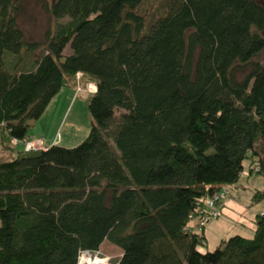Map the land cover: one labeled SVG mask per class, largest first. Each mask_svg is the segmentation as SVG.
Wrapping results in <instances>:
<instances>
[{
	"label": "trees",
	"instance_id": "16d2710c",
	"mask_svg": "<svg viewBox=\"0 0 264 264\" xmlns=\"http://www.w3.org/2000/svg\"><path fill=\"white\" fill-rule=\"evenodd\" d=\"M23 1L0 0V264H77L104 241L115 264H264V207L213 250L195 224L213 194L264 176V4L164 0L146 23L143 0H44L55 25L33 56ZM86 81L80 143L10 144Z\"/></svg>",
	"mask_w": 264,
	"mask_h": 264
},
{
	"label": "rangeland",
	"instance_id": "374dc122",
	"mask_svg": "<svg viewBox=\"0 0 264 264\" xmlns=\"http://www.w3.org/2000/svg\"><path fill=\"white\" fill-rule=\"evenodd\" d=\"M43 1L24 0V12L19 17L20 25L28 40L40 44L33 52V56H37L42 49L45 32L51 33L55 25V20L43 7ZM258 1L264 4V0ZM163 3L164 0H143L137 12L148 23L163 13ZM66 50L68 51V47H65L63 52L65 53ZM79 77L77 76L76 79L79 80ZM94 88L92 81L77 83L75 93L72 88L62 87L60 92L52 97L40 118L29 128L27 136H41L46 140V144L57 143L67 147L80 143L90 130L92 118L87 107V97ZM9 142L15 148H21L23 143L12 138ZM1 144L0 160H5L9 157V152L3 151ZM254 189L264 191V176L255 172L248 177H240L236 186H228L226 206L221 208L218 217L210 219L204 225L206 246L201 247V251L213 250L222 239L236 233L243 236L252 235L249 220L253 221L255 218L256 214L253 211L264 207V199L251 205ZM94 254L106 258L110 264H115V261L121 257L122 251L119 247L104 241Z\"/></svg>",
	"mask_w": 264,
	"mask_h": 264
},
{
	"label": "built area",
	"instance_id": "2783aa9c",
	"mask_svg": "<svg viewBox=\"0 0 264 264\" xmlns=\"http://www.w3.org/2000/svg\"><path fill=\"white\" fill-rule=\"evenodd\" d=\"M77 76H80V73H77ZM95 90V88L93 89ZM92 90V91H93ZM17 141V140H16ZM22 150L23 151H29V150H35V149H42L45 148L46 144L42 137H36L33 139H23L22 140ZM227 190H220L212 195L209 199L206 201V209H200V211L195 216V224L196 225H204L207 223L210 219L216 218L220 215V207L223 204L224 200L227 198ZM95 252H92L90 250H82L80 251L77 259V264H83L84 258H89L91 260L94 259H101L106 264H110L106 258H100L97 257Z\"/></svg>",
	"mask_w": 264,
	"mask_h": 264
},
{
	"label": "crops",
	"instance_id": "0c3cea01",
	"mask_svg": "<svg viewBox=\"0 0 264 264\" xmlns=\"http://www.w3.org/2000/svg\"><path fill=\"white\" fill-rule=\"evenodd\" d=\"M66 87H68V86H66ZM69 88H72V90H73V93H75L76 92V90H75V88L74 87H70L69 86ZM62 89V88H61ZM60 89V90H61ZM60 92V91H59ZM34 137H41V136H26V139H32V138H34ZM44 140V142H45V144H46V140L45 139H43ZM52 144V143H51ZM46 145H48V144H46ZM236 186V185H235ZM226 204H227V199L224 201V204H223V206H226ZM224 208V207H223ZM263 209V207H261L259 210H257V211H253V213H255V214H257L259 211H261ZM223 210V209H222ZM249 228H250V230L253 232V229H254V220L253 221H251V220H249ZM203 230H204V227H203ZM237 234V233H236Z\"/></svg>",
	"mask_w": 264,
	"mask_h": 264
},
{
	"label": "bare ground",
	"instance_id": "6f19581e",
	"mask_svg": "<svg viewBox=\"0 0 264 264\" xmlns=\"http://www.w3.org/2000/svg\"><path fill=\"white\" fill-rule=\"evenodd\" d=\"M83 264H106V263L103 262V260H101V259L91 260V259L86 257L83 259Z\"/></svg>",
	"mask_w": 264,
	"mask_h": 264
}]
</instances>
